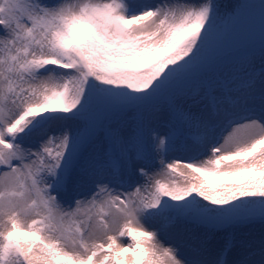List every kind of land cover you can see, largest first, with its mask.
I'll use <instances>...</instances> for the list:
<instances>
[{
	"label": "snow or ice",
	"instance_id": "obj_1",
	"mask_svg": "<svg viewBox=\"0 0 264 264\" xmlns=\"http://www.w3.org/2000/svg\"><path fill=\"white\" fill-rule=\"evenodd\" d=\"M242 7L0 0V264H264V3L259 44L225 46Z\"/></svg>",
	"mask_w": 264,
	"mask_h": 264
},
{
	"label": "rangeland",
	"instance_id": "obj_2",
	"mask_svg": "<svg viewBox=\"0 0 264 264\" xmlns=\"http://www.w3.org/2000/svg\"><path fill=\"white\" fill-rule=\"evenodd\" d=\"M221 5L238 3L243 7L240 9V17L234 27L227 35L224 43L228 47L242 48L249 44L258 45L261 39V10L259 5L264 0H218ZM261 231L259 224L244 229V233H251L252 237L258 238ZM241 238H248L242 236Z\"/></svg>",
	"mask_w": 264,
	"mask_h": 264
}]
</instances>
